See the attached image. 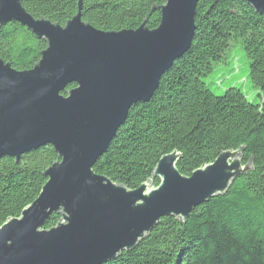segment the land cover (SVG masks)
<instances>
[{"label": "water", "instance_id": "95a60500", "mask_svg": "<svg viewBox=\"0 0 264 264\" xmlns=\"http://www.w3.org/2000/svg\"><path fill=\"white\" fill-rule=\"evenodd\" d=\"M242 1L264 14V0ZM198 2L166 0L154 30L143 22L136 30L102 32L81 20V0L63 26L35 19L22 0H0V33L17 23L46 44L28 71L0 59V159L18 161L45 146L57 155L36 200L0 225V264H106L133 250L161 219L187 221L249 172L233 151L188 177L176 168V152L163 156L152 174L157 187L148 181L129 190L93 172L129 110L148 103L190 49ZM52 213L60 221L45 230Z\"/></svg>", "mask_w": 264, "mask_h": 264}, {"label": "trees", "instance_id": "16d2710c", "mask_svg": "<svg viewBox=\"0 0 264 264\" xmlns=\"http://www.w3.org/2000/svg\"><path fill=\"white\" fill-rule=\"evenodd\" d=\"M78 2L21 4L35 19L63 26L78 13ZM81 3L83 22L102 32H120L143 22L156 29L166 0ZM194 26L190 49L163 76L151 100L129 110L93 172L129 190L148 181L157 187L152 174L163 156L176 152V168L188 177L223 151L239 152L242 166L249 164L250 170L235 178L225 194L196 207L187 221L161 219L133 250L106 264H264V14L242 0H199ZM233 44L245 53L248 87H229L217 95L205 79L225 63ZM45 48L43 40L17 23L1 30L0 59L17 71L32 69ZM56 160L50 146L18 161L0 159V225L19 218L36 200L47 181L43 174ZM60 218L52 213L43 229Z\"/></svg>", "mask_w": 264, "mask_h": 264}, {"label": "rangeland", "instance_id": "374dc122", "mask_svg": "<svg viewBox=\"0 0 264 264\" xmlns=\"http://www.w3.org/2000/svg\"><path fill=\"white\" fill-rule=\"evenodd\" d=\"M232 74L235 75L231 76ZM247 74L248 66L245 53L240 45L233 44L225 63L216 66L205 82L215 94L220 95L229 87L247 89ZM228 77L230 78L228 79ZM248 98L253 101L254 93L249 94Z\"/></svg>", "mask_w": 264, "mask_h": 264}]
</instances>
